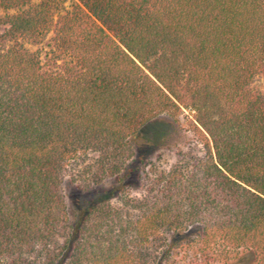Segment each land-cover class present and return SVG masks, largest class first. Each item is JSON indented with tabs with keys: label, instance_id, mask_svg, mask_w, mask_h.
Here are the masks:
<instances>
[{
	"label": "trees",
	"instance_id": "trees-1",
	"mask_svg": "<svg viewBox=\"0 0 264 264\" xmlns=\"http://www.w3.org/2000/svg\"><path fill=\"white\" fill-rule=\"evenodd\" d=\"M261 81L264 0H0V264H264ZM162 116L197 146L143 177Z\"/></svg>",
	"mask_w": 264,
	"mask_h": 264
},
{
	"label": "rangeland",
	"instance_id": "rangeland-1",
	"mask_svg": "<svg viewBox=\"0 0 264 264\" xmlns=\"http://www.w3.org/2000/svg\"><path fill=\"white\" fill-rule=\"evenodd\" d=\"M49 50V40L43 45L32 48V51L38 53L42 58ZM257 87L264 91V82H259ZM190 123L191 120L187 121L182 117L181 125H177L169 117L162 116L153 120L141 130L135 149V157L137 160L143 159L145 161L141 165V170H144L145 173L142 174L143 177L146 174L153 177L156 174L168 171L184 160L182 158L183 154L191 151L196 145V139L188 132ZM184 134H186V137H184ZM93 164L94 157L90 155L74 163L68 170L63 191L71 213H77L80 209H85L88 203L94 199V193L99 188L106 190L115 184V179L112 178L107 179L101 186H95L93 183L95 172ZM143 186V180H140L128 191L132 196L141 195Z\"/></svg>",
	"mask_w": 264,
	"mask_h": 264
}]
</instances>
